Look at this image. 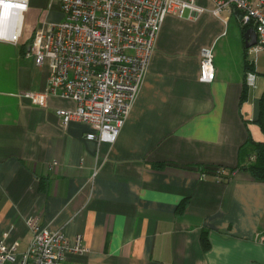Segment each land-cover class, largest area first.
I'll list each match as a JSON object with an SVG mask.
<instances>
[{"label": "crops", "instance_id": "obj_1", "mask_svg": "<svg viewBox=\"0 0 264 264\" xmlns=\"http://www.w3.org/2000/svg\"><path fill=\"white\" fill-rule=\"evenodd\" d=\"M50 4L27 0L21 25L27 10ZM55 8L49 23L62 19ZM27 27L16 45L0 40V239L25 252L26 220L35 218L70 242L83 236L88 253L68 254V264H264V183L243 170L222 182L193 168L226 174L255 161L249 139L264 143V51L253 64L238 13L166 17L112 145L88 140L80 122L61 126L55 111L73 102L50 98L43 109L21 97L43 92L48 73L27 55L41 25ZM210 46L215 79L201 83L200 53ZM249 66L255 87L241 100Z\"/></svg>", "mask_w": 264, "mask_h": 264}, {"label": "built area", "instance_id": "obj_2", "mask_svg": "<svg viewBox=\"0 0 264 264\" xmlns=\"http://www.w3.org/2000/svg\"><path fill=\"white\" fill-rule=\"evenodd\" d=\"M209 1L210 9L200 6L198 0H52L62 19L35 30L27 52L36 67L47 66L46 88L21 97L43 109L50 98L73 102V109L55 111L61 126L80 122L92 130L88 140L112 145L139 94L167 16L194 19L208 12L218 17L231 9L238 13L241 27L249 26L256 33V44L248 49L253 64L264 51V0ZM20 35L21 29L0 40L16 45ZM213 60V46L202 50L201 83L215 79ZM255 82V72L248 71L246 87L254 88ZM255 159L252 156L249 162ZM26 226L31 233L27 250L17 254L4 235L0 264H68V254L88 253L81 234L70 242L61 230L49 231L35 218H28Z\"/></svg>", "mask_w": 264, "mask_h": 264}, {"label": "trees", "instance_id": "obj_3", "mask_svg": "<svg viewBox=\"0 0 264 264\" xmlns=\"http://www.w3.org/2000/svg\"><path fill=\"white\" fill-rule=\"evenodd\" d=\"M248 27H241L242 31L245 32L248 29ZM248 70L252 71V68L249 66ZM246 90L247 88L245 86V89L243 90V93L241 96V100L245 99ZM259 106H260V109L264 107V92L260 100ZM247 143H249L252 146L253 153L255 154V157H256L253 163H250L241 168L228 169L226 174L222 173V168L220 169L216 167H206V166H197L193 168L199 173L217 175L221 179L222 182H227L235 171L243 170L249 173L253 181L258 182V183H264V143L263 142H253L250 139L247 141ZM165 165L166 164L164 163H158V164H153L152 167L160 168ZM182 207L183 205L179 207V211L182 210ZM201 245L204 251H207L209 249V243L207 241L206 234L204 231L201 234Z\"/></svg>", "mask_w": 264, "mask_h": 264}, {"label": "bare ground", "instance_id": "obj_4", "mask_svg": "<svg viewBox=\"0 0 264 264\" xmlns=\"http://www.w3.org/2000/svg\"><path fill=\"white\" fill-rule=\"evenodd\" d=\"M0 38L18 33L21 29L22 11L26 0H1Z\"/></svg>", "mask_w": 264, "mask_h": 264}, {"label": "rangeland", "instance_id": "obj_5", "mask_svg": "<svg viewBox=\"0 0 264 264\" xmlns=\"http://www.w3.org/2000/svg\"><path fill=\"white\" fill-rule=\"evenodd\" d=\"M51 6H53L54 8L53 9H50L51 11H47V10H43V11H34L32 9H29L27 10L25 13H24V21H23V24L21 25V33L22 34H25L26 31H27V25L28 24H34L35 26H39V25H45V24H48L49 22L47 21H51V17L54 15L57 16V9L55 8L56 6V3L52 2L51 0ZM49 12V14H51L50 18H46L47 16V13ZM53 19V18H52ZM24 36V35H23ZM21 40V39H20Z\"/></svg>", "mask_w": 264, "mask_h": 264}, {"label": "water", "instance_id": "obj_6", "mask_svg": "<svg viewBox=\"0 0 264 264\" xmlns=\"http://www.w3.org/2000/svg\"><path fill=\"white\" fill-rule=\"evenodd\" d=\"M244 47L250 49L256 44V33L252 28H248L243 34Z\"/></svg>", "mask_w": 264, "mask_h": 264}]
</instances>
